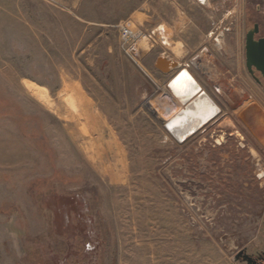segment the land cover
Returning a JSON list of instances; mask_svg holds the SVG:
<instances>
[{"label": "rangeland", "instance_id": "1", "mask_svg": "<svg viewBox=\"0 0 264 264\" xmlns=\"http://www.w3.org/2000/svg\"><path fill=\"white\" fill-rule=\"evenodd\" d=\"M245 3L0 0V264L264 252V88L245 67ZM126 24L147 37L131 55ZM161 57L220 109L183 141L167 129L179 69L162 74Z\"/></svg>", "mask_w": 264, "mask_h": 264}, {"label": "bare ground", "instance_id": "2", "mask_svg": "<svg viewBox=\"0 0 264 264\" xmlns=\"http://www.w3.org/2000/svg\"><path fill=\"white\" fill-rule=\"evenodd\" d=\"M200 89L189 71L183 68L177 71L168 84V90L184 106L169 120L167 129L181 141L219 112L212 99Z\"/></svg>", "mask_w": 264, "mask_h": 264}, {"label": "flooded vegetation", "instance_id": "3", "mask_svg": "<svg viewBox=\"0 0 264 264\" xmlns=\"http://www.w3.org/2000/svg\"><path fill=\"white\" fill-rule=\"evenodd\" d=\"M239 29L242 35L241 42H242V52L245 56V67L249 72V74L254 79V81L257 83V85L264 88V77L260 73L257 66L252 65L251 68L249 69L246 58L248 52V42L250 41V46L253 45L255 47L256 44L264 40V0H246ZM255 52L258 53V50H255ZM250 70L252 71V74L250 73ZM196 82L201 87L200 91L204 92L198 80ZM214 104L217 106L215 102ZM217 108L219 109L218 106ZM219 112H217V114H215V116L209 119L206 123L196 128L189 136H191L193 133L197 132L198 130L202 129L210 120L216 117L219 114ZM187 138H185L184 140H186ZM249 255L252 256L254 260L253 264H264V252L254 255L253 254H249ZM242 262L246 263L244 261Z\"/></svg>", "mask_w": 264, "mask_h": 264}, {"label": "water", "instance_id": "4", "mask_svg": "<svg viewBox=\"0 0 264 264\" xmlns=\"http://www.w3.org/2000/svg\"><path fill=\"white\" fill-rule=\"evenodd\" d=\"M255 50H258V53H256ZM246 58L249 69L251 68L252 65L257 66L260 73L264 77V40L256 44L255 47L253 45L250 46V41H249ZM155 67L162 73L169 74L171 71L176 70L179 67V64L172 60H167V58L165 57H161L157 59L155 63ZM250 73L252 74L251 70ZM167 128H168V124H167ZM235 260L236 261L242 260L246 262V264H253L254 262L252 256L248 255L246 251H242L238 255H236Z\"/></svg>", "mask_w": 264, "mask_h": 264}, {"label": "built area", "instance_id": "5", "mask_svg": "<svg viewBox=\"0 0 264 264\" xmlns=\"http://www.w3.org/2000/svg\"><path fill=\"white\" fill-rule=\"evenodd\" d=\"M133 27L134 26L132 24H126L121 27V39L123 42V46L129 55L132 54L130 46L137 45L141 39H147V37H145L146 35H144L142 31L134 30ZM180 68L181 67L179 66L177 70Z\"/></svg>", "mask_w": 264, "mask_h": 264}, {"label": "crops", "instance_id": "6", "mask_svg": "<svg viewBox=\"0 0 264 264\" xmlns=\"http://www.w3.org/2000/svg\"><path fill=\"white\" fill-rule=\"evenodd\" d=\"M162 45H165V44H163V43H161ZM180 67H181V65H180ZM210 70H211V68L210 67H208ZM186 70H188V69H186ZM189 71V73L191 74V75H193L192 73H191V71L190 70H188ZM161 72V71H160ZM162 73V72H161ZM162 74H164V73H162ZM196 81H197V79L194 77V75L192 76ZM202 90H203V88H202ZM204 91V90H203Z\"/></svg>", "mask_w": 264, "mask_h": 264}, {"label": "trees", "instance_id": "7", "mask_svg": "<svg viewBox=\"0 0 264 264\" xmlns=\"http://www.w3.org/2000/svg\"><path fill=\"white\" fill-rule=\"evenodd\" d=\"M256 146V145H255ZM256 148L258 149V150H260V148L258 147V146H256ZM261 151V150H260Z\"/></svg>", "mask_w": 264, "mask_h": 264}]
</instances>
